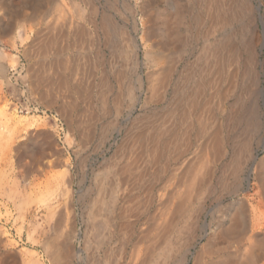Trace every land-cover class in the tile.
<instances>
[{"label":"rangeland","instance_id":"1","mask_svg":"<svg viewBox=\"0 0 264 264\" xmlns=\"http://www.w3.org/2000/svg\"><path fill=\"white\" fill-rule=\"evenodd\" d=\"M210 1L0 0V255L59 264L53 243L70 241V264L217 256L206 245L232 202L250 212L264 159V10L230 19L218 1L224 25Z\"/></svg>","mask_w":264,"mask_h":264},{"label":"bare ground","instance_id":"2","mask_svg":"<svg viewBox=\"0 0 264 264\" xmlns=\"http://www.w3.org/2000/svg\"><path fill=\"white\" fill-rule=\"evenodd\" d=\"M218 1L224 2L226 13L227 15H230V19H235L236 17L238 18L239 16L242 17V14L246 13L248 16L249 15L253 16L254 19L256 20L258 16L257 11L261 9L264 10V0H256L258 3V5L256 4L257 6H252L250 3V0H211L209 2V4L211 5L210 11L214 10V15L220 18V20L224 22V25H225V22L228 23L229 20L227 19L226 16L219 17L217 15L220 9V5H218ZM178 9L179 11L183 13L186 10L185 4H181L180 6H178ZM175 13H178L177 9L175 10ZM260 17H261V22L264 25V13H261ZM23 25L25 26V24ZM105 29L107 31L109 30L107 26L105 27ZM5 31L8 32L10 31V29L7 27ZM253 39L255 40V46L262 45L264 47V31H263L262 36L261 34L258 35V32L257 33L255 32L251 38V41ZM250 44H252V42H250ZM227 45H228V41H227ZM230 47L233 48V46H230ZM1 70H3V76H6V70H4L3 68ZM7 74L8 76H6V80L9 83H11L12 81L9 76V72ZM32 78L36 80V84H37L38 79H37V74H35V72L32 75ZM238 116H239L240 121L241 120L245 121V125H246L245 128L249 130L250 124H252L253 121H256V120L258 121L260 118V106L255 101L248 107L247 111L240 110V112L238 113ZM262 143L264 146V137L262 138ZM241 156L242 154L238 156V163H240L241 161V158H242ZM251 179L252 178H251V172H250L247 177L248 187L253 183L256 186V190L254 192V200H253V203L251 204L250 212L248 211L246 202H243V201L242 202H239V201L232 202L233 205L227 206L228 207L227 208L228 219H225L217 223L218 225L214 229V232L212 233V236L208 244L206 245V251L215 253L217 255L207 264H264V235L258 234V233L248 235L249 218L251 220V225H252L251 230L252 231L264 229V159H262L257 164V169L255 173V178H254L255 182H252ZM8 207H9V204H8ZM21 217L25 218L26 216L24 215ZM232 238L235 239L237 243V247L235 250H232L230 246L228 247L222 246V244L225 241L232 239ZM53 247L56 248V251H51L49 254L56 262H59V264H70L71 261H74V258L77 257V255H79L82 258L81 251H79V253L78 252L76 253L70 241L64 242L61 245L59 244V242L58 243L54 242ZM46 249L47 251L50 250L48 247ZM0 256H1L0 263L17 264L16 258H13L8 253L4 254L3 256L2 255ZM197 259H198L197 264H200V255L197 256ZM36 263L37 262H35V260L32 258H28L25 261V264H36Z\"/></svg>","mask_w":264,"mask_h":264},{"label":"built area","instance_id":"3","mask_svg":"<svg viewBox=\"0 0 264 264\" xmlns=\"http://www.w3.org/2000/svg\"><path fill=\"white\" fill-rule=\"evenodd\" d=\"M16 69H17V68H16ZM17 70H18V69H17ZM15 72H16V71H15ZM25 106H26V107H29L30 105L25 103ZM45 113H46V111H45ZM62 127H63V126H62Z\"/></svg>","mask_w":264,"mask_h":264}]
</instances>
